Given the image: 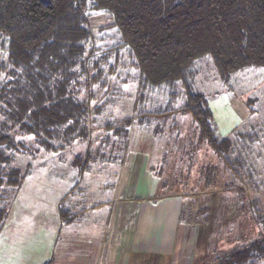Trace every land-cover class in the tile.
I'll use <instances>...</instances> for the list:
<instances>
[{"label":"trees","instance_id":"trees-1","mask_svg":"<svg viewBox=\"0 0 264 264\" xmlns=\"http://www.w3.org/2000/svg\"><path fill=\"white\" fill-rule=\"evenodd\" d=\"M96 13L111 22L93 30L90 19ZM109 28L117 36L102 49L97 41L108 35L99 34ZM205 56L225 85L238 71L264 68V0H0V231L7 202L32 173L39 148L60 154L85 143L69 163L84 173L96 156H105V147L117 145L124 155L129 128L135 125L154 138L174 141L180 162L171 183L162 179L165 190L188 177L195 163L192 148L196 151L198 144L207 145L226 166L232 164V140L216 134L206 95L194 88L196 65ZM122 66L131 68L122 80L135 82V98L118 83ZM154 91L158 99L149 97L155 107L147 110L145 102ZM121 97L132 98L131 114L106 118L108 106ZM187 115L192 130L183 139L189 147L178 142L183 128L176 122ZM95 123H102L107 134L92 149L88 138ZM108 152L109 162H116ZM19 156L29 160L21 165ZM233 161L238 171L240 161ZM158 164L162 176L166 161ZM217 169L201 165L204 185L213 182ZM231 191L244 211L245 187ZM148 199L154 202L152 195ZM250 205L255 206L258 235L207 264H264V209L253 200ZM59 209L61 219L71 216L70 205L61 203Z\"/></svg>","mask_w":264,"mask_h":264},{"label":"rangeland","instance_id":"rangeland-1","mask_svg":"<svg viewBox=\"0 0 264 264\" xmlns=\"http://www.w3.org/2000/svg\"><path fill=\"white\" fill-rule=\"evenodd\" d=\"M90 22L91 28L95 30L100 25L109 24L111 18L106 14L96 13ZM105 33L108 37L97 41V45L102 49L105 45L111 44L113 38L117 36L114 28L106 29L102 34H98L104 35ZM121 51L124 53L123 61L128 62L130 58L128 59L127 50L122 47ZM130 69L125 66L119 68L123 74L121 72L118 83L123 90L131 92L132 98H135L137 95L133 88L135 82L122 80L126 77L124 73ZM193 79L194 88L206 95L216 125V134L232 140L230 155L232 164L226 166L218 160L207 145L198 144L196 151L192 148L195 163L188 170L189 173L184 168L181 169L184 175L189 174L188 177L182 179L184 183L178 182L179 184L175 185L178 186L176 192H161L155 197L157 199L162 195L173 194L161 199H173V203L180 205L179 217H182L184 212V217L190 218L191 224L200 227L199 237L194 245L196 261L198 264H207L225 254L229 249L256 237L260 231V225L253 217L255 206L252 207L250 201L258 202L259 210L264 209V68L251 67L238 71L233 75L230 83L225 85L219 80L210 58L205 56L197 63ZM151 96L158 99L157 91L150 92L145 102L147 110L155 107L152 106V99L149 100ZM132 98L122 99L121 97L122 100L118 99L117 102L110 104L106 111V118L131 114L129 109ZM176 122H179V125H187V129L182 126L184 133L182 132L180 135L182 139H178V142L188 146V141L183 138L187 131L192 130L190 117L188 115L178 116ZM169 123H172V120ZM169 123L167 122V127ZM100 124L95 123L90 128L88 139L91 140L89 147L92 149H95L107 134ZM129 130L133 140L138 138V142L139 140L147 141L145 142L147 151L152 153L151 168L160 177L156 178L157 182L162 180L153 152L157 153V148L162 152L170 150L176 153V148L172 147L174 141L164 137L155 141L146 130L138 129L135 125L130 126ZM30 142L26 141V143ZM32 145L31 147H34L35 144ZM137 146L139 145L135 147ZM84 148L85 143L82 145L75 143L71 151L60 154L45 152L42 148L35 153L32 173L24 180L17 194L11 196L7 202V205L9 204L8 216L0 231V258L5 257L4 264H13L14 261L11 262L8 258L10 253L17 258L28 256L29 253L28 258L32 259L27 260L26 264H35L36 256L32 257L31 254L38 253L37 256H39L42 253L51 252L50 247L56 237V230L55 228L51 230L48 226L44 228L45 225L41 228V225L58 222V205L62 203L69 207L71 195L84 190V193H81L83 203L97 202L111 196L110 187L115 181L116 168L114 167L116 166L115 163L109 162L108 151L111 150L112 154L116 155L115 161H118L122 153L119 151L121 148L117 149V145L105 147L102 150L105 156H96L95 163H91V170L82 174L77 169H73L69 163L73 155ZM18 158L21 165L29 160L27 156ZM234 158L240 161L238 168L241 175H238L239 170L238 172L234 170L235 168L233 169V164L235 167ZM179 162L180 160L166 161L165 172L169 176L170 183L173 173L178 168L175 165ZM202 164H214L218 168L209 186L204 185ZM98 169L102 170L97 171ZM245 171L249 172L250 176H247ZM249 178L252 183L249 182ZM225 184H229L231 188L226 187ZM105 185L108 188H105ZM172 186L174 184L170 185L171 189H173ZM237 186L245 187L246 195L243 197V202L246 207L244 211L238 208L239 204L234 201V194L231 191ZM153 196L152 200H155ZM39 230L46 232L41 235Z\"/></svg>","mask_w":264,"mask_h":264},{"label":"crops","instance_id":"crops-1","mask_svg":"<svg viewBox=\"0 0 264 264\" xmlns=\"http://www.w3.org/2000/svg\"><path fill=\"white\" fill-rule=\"evenodd\" d=\"M136 140L130 138L123 158L113 162L116 169L111 196L83 203L82 190L71 195L69 218L63 220L59 215L55 227L53 223L41 225L55 228L56 237L50 253L31 254L36 256L35 264H198L194 245L200 227L179 217L180 205L173 199H156L161 192H176L178 186L161 189L162 180L157 182L160 177L150 165L153 160L147 141ZM156 151V163L179 160L173 151ZM167 177L164 171L161 179ZM150 195H154V202L148 199ZM39 232L42 235L46 231ZM28 256L17 258L10 253L8 258L13 264H26L32 259ZM4 263L5 257H1L0 264Z\"/></svg>","mask_w":264,"mask_h":264}]
</instances>
